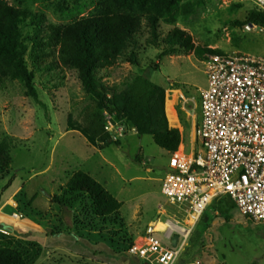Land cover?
<instances>
[{
	"label": "rangeland",
	"instance_id": "obj_1",
	"mask_svg": "<svg viewBox=\"0 0 264 264\" xmlns=\"http://www.w3.org/2000/svg\"><path fill=\"white\" fill-rule=\"evenodd\" d=\"M5 1L43 12L53 24L68 23L92 9L90 0ZM186 3L194 10L188 18L183 13ZM257 11L255 0H182L177 21H162L161 33L178 27L192 36L196 46L225 54L264 56L261 27L247 31L248 24H235ZM148 37L143 29L140 65L120 60L109 71L108 82L122 87L142 76L163 87L169 127L181 131L179 154L188 155L198 122V90L207 85L203 60L193 52L159 60V50L146 44ZM152 65L159 70L151 69ZM57 80L45 74L36 79L44 107L26 97L20 83L0 89V142L6 138L12 144L9 174L0 177V229L15 238L38 242L43 253L35 264H138L140 259L129 248L140 244L158 205L166 201L161 188L171 155L151 136H138L121 122L123 136L115 141L117 145L108 147L91 144L78 131H68L69 119L83 125L96 110L76 71L66 70L58 80L61 85ZM77 171L91 175L123 202L121 210L101 219L92 214L87 198L73 210L52 203V197ZM10 180L12 184L4 191ZM218 203L203 214L178 264H264V223L247 219L237 209L230 210L226 220L217 211ZM19 206L23 217L15 221L12 214Z\"/></svg>",
	"mask_w": 264,
	"mask_h": 264
},
{
	"label": "trees",
	"instance_id": "obj_2",
	"mask_svg": "<svg viewBox=\"0 0 264 264\" xmlns=\"http://www.w3.org/2000/svg\"><path fill=\"white\" fill-rule=\"evenodd\" d=\"M181 2L90 0L92 9L86 15L68 23L53 24L47 22L43 12L0 0V89L10 83H20L25 96L44 107L36 86L37 77L45 74L60 80L66 70H74L96 111L83 125L69 119L68 131L80 132L91 144L117 145L104 129L103 113L107 112L125 127L132 128L138 136H151L154 143L170 155L179 154L182 134L178 128L169 127L166 90L142 76L134 77L122 87L110 85L108 80L109 71L120 60L140 65L143 29L149 34L146 44L159 50V60L191 52L203 61L212 55H225L219 49L196 46L192 36L178 27L162 35L161 22L175 23ZM183 13L188 18L194 10L186 3ZM235 24H254L264 28V12L258 10L256 15ZM151 69L157 71L159 66L152 65ZM60 81L57 85L62 84ZM11 147L9 139L0 142V177L9 174ZM136 160L139 161L140 157L137 156ZM11 184L12 180L3 190ZM85 198L90 202L92 214L101 219L117 214L124 205L83 171L75 172L66 185L60 187L58 194L52 197V203L73 210ZM216 200L219 201L217 211L227 220L228 212L236 206L228 196ZM42 253L43 248L38 242L15 238L0 229V264H35Z\"/></svg>",
	"mask_w": 264,
	"mask_h": 264
},
{
	"label": "built area",
	"instance_id": "obj_3",
	"mask_svg": "<svg viewBox=\"0 0 264 264\" xmlns=\"http://www.w3.org/2000/svg\"><path fill=\"white\" fill-rule=\"evenodd\" d=\"M255 4L264 12V0ZM203 63L207 85L198 90L192 151L169 158L161 188L166 201L158 205L140 244L129 248L138 264H178L203 214L224 196L241 215L264 223V56L233 52ZM103 116L105 131L117 141L125 127L107 112ZM22 217L19 211L12 214L15 221Z\"/></svg>",
	"mask_w": 264,
	"mask_h": 264
},
{
	"label": "crops",
	"instance_id": "obj_4",
	"mask_svg": "<svg viewBox=\"0 0 264 264\" xmlns=\"http://www.w3.org/2000/svg\"><path fill=\"white\" fill-rule=\"evenodd\" d=\"M194 130H195V129H194ZM194 139H195V137H194V133H193V134H191V141H192L191 144H192V147H193ZM192 147H191V151H192ZM218 199H219V198H218ZM0 200H1V198H0ZM215 201H217V200H215ZM213 203H214V202H213ZM213 203H212V204H213ZM1 214H2V213H1ZM1 214H0V215H1ZM203 216H204V215H203ZM199 223H200V222H199ZM214 224H216V223H214ZM214 261H215V260H214ZM213 263H214V262H213Z\"/></svg>",
	"mask_w": 264,
	"mask_h": 264
},
{
	"label": "bare ground",
	"instance_id": "obj_5",
	"mask_svg": "<svg viewBox=\"0 0 264 264\" xmlns=\"http://www.w3.org/2000/svg\"><path fill=\"white\" fill-rule=\"evenodd\" d=\"M179 155H180V154H179ZM187 242H188V241H187ZM187 242H186V244L184 245V247H183L181 253L184 251L185 247L187 246Z\"/></svg>",
	"mask_w": 264,
	"mask_h": 264
},
{
	"label": "flooded vegetation",
	"instance_id": "obj_6",
	"mask_svg": "<svg viewBox=\"0 0 264 264\" xmlns=\"http://www.w3.org/2000/svg\"><path fill=\"white\" fill-rule=\"evenodd\" d=\"M9 231V230H8ZM2 232H3V229H2Z\"/></svg>",
	"mask_w": 264,
	"mask_h": 264
}]
</instances>
